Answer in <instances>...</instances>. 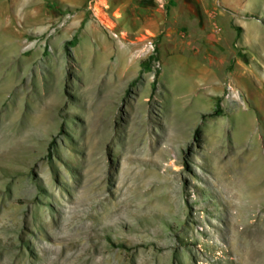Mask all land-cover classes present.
<instances>
[{"label": "rangeland", "instance_id": "374dc122", "mask_svg": "<svg viewBox=\"0 0 264 264\" xmlns=\"http://www.w3.org/2000/svg\"><path fill=\"white\" fill-rule=\"evenodd\" d=\"M146 1L166 13L157 33L127 32L123 0H87L83 21L61 0H0V264H264V0H243L258 45L236 40L209 76L204 52L175 40L176 20L186 37L192 27L184 0ZM221 22L219 36L235 33ZM132 46L122 79L115 53ZM50 188L67 204L42 202ZM93 189L118 212L82 250L85 236L54 219L60 203L99 209L104 198H84ZM42 211L61 235L27 222ZM42 234L62 247L52 262Z\"/></svg>", "mask_w": 264, "mask_h": 264}, {"label": "crops", "instance_id": "0c3cea01", "mask_svg": "<svg viewBox=\"0 0 264 264\" xmlns=\"http://www.w3.org/2000/svg\"><path fill=\"white\" fill-rule=\"evenodd\" d=\"M61 1L70 9L76 10L78 13L76 16L80 21L84 20L85 13L82 11V7L87 0ZM178 6L179 8L187 9V11L190 9L193 12V19L191 21L192 27L188 30L189 35L187 37L183 29L186 21L182 19L181 21L176 20V25L180 24L174 31V33L179 34V36L175 37V40L179 41L180 39L182 43H185V40L188 39V43H194L199 51L204 52L205 58L210 64L209 67L205 68V75L207 76L213 74L212 68L216 69L217 65L225 62L228 57L235 58L236 54L232 45L236 40V46L243 49L249 48L250 45L253 47L258 45L257 36H249L251 30L259 28L258 21H255L253 16L247 14L243 0H184ZM195 7H197V12H194ZM124 8L127 10L126 14L128 16L127 24L125 25L127 32L157 33L165 22L166 13L164 12L161 15L160 9L148 5L146 0H123V2L114 7L115 14L122 17ZM217 19L219 20L217 21ZM221 21L232 25L235 33L231 30L224 38L219 36L221 33L219 22ZM117 22L120 23L119 20ZM195 25H197V29ZM237 28H240L239 33ZM171 33L172 30H168V35H171ZM146 48L142 47L138 51L144 53ZM134 50V46L126 50L119 48L117 53H115L117 56L115 64H117L122 79H132V76H128L130 68L128 64L130 62H132L130 63L131 65L133 64ZM37 55L39 56V54Z\"/></svg>", "mask_w": 264, "mask_h": 264}, {"label": "bare ground", "instance_id": "6f19581e", "mask_svg": "<svg viewBox=\"0 0 264 264\" xmlns=\"http://www.w3.org/2000/svg\"><path fill=\"white\" fill-rule=\"evenodd\" d=\"M257 132V131H255ZM259 132V131H258ZM260 133V132H259ZM243 134V133H242ZM246 142V141H245ZM136 145V144H135ZM249 153L251 154L250 156L252 155H258L259 153V149L257 148H253L250 149ZM261 153V151H260ZM259 153V154H260ZM259 156V155H258ZM263 165V164H262ZM262 168V167H261ZM259 185V184H257ZM258 187V186H257ZM86 195L84 198L86 199H92L93 197H102L104 198V202L102 203V205H100V208H96L97 206V203L94 204V203H90L88 204L83 210H78V209H75V210H72V208L68 207L67 208V202L63 199V194L60 190H58V192L56 191V189L54 188H50L48 190H45V195L43 198H42V202L44 203H48L50 202V200H54V199H61V202L62 203H66V204H62L60 203V205L58 204V208L60 209L58 212L59 214H63V218H53L55 220V223L57 225V223H62V226H63V229L66 230L67 232H71V233H74L75 236H85L83 238V242H82V250H85L86 248V241L87 239H91L92 237L89 236V233L91 231H93V229L95 227H108L109 226V223L108 222H114V217L115 215L117 214V210L115 208V204H113L112 201H110L109 198H107V196L102 193V191L100 189H93V190H89V191H86L85 192ZM15 197H17L19 194L16 192L15 194H13ZM40 195V194H39ZM5 196H8L6 195V191H3V190H0V204L2 203V201L4 202L3 204H6V197ZM79 198V197H78ZM82 198V197H81ZM9 199V198H8ZM20 199V198H19ZM47 199V200H46ZM83 199V198H82ZM77 200V199H76ZM41 203V202H40ZM73 203V202H72ZM100 203V202H99ZM71 206V205H70ZM125 207V206H124ZM122 207V208H124ZM62 208V210H61ZM128 208V207H127ZM66 209V210H65ZM69 209V210H67ZM120 209V208H119ZM126 209V207H125ZM124 209V210H125ZM127 210V209H126ZM125 210V211H126ZM38 215V214H37ZM39 219L35 217V215L32 213L30 215V218L28 219L27 218V222H29L30 224H33V225H37L36 224V220H38V225L41 226L43 228V233L46 232L44 230V228H48L49 230L53 231V234L51 235H54V236H57V234L59 232H54V227L55 225L53 224V220L52 221H48V214L47 212H41L39 213ZM61 216V215H59ZM23 220H26V217L23 219ZM14 222H17V223H20V218L17 219V220H13ZM13 221H10L11 223V226L13 225H16V224H12ZM5 223V226L7 227L9 225V222L7 221V219H0V228L4 225ZM18 226V225H17ZM15 226V228L17 227ZM60 226V225H59ZM61 226V227H62ZM9 227V226H8ZM7 227V228H8ZM60 227V228H61ZM110 227V226H109ZM111 228V227H110ZM2 229V228H1ZM10 230V229H9ZM243 230V229H242ZM3 231V230H2ZM245 232V230H243ZM5 232V231H4ZM6 233V232H5ZM4 233V234H5ZM57 233V234H56ZM39 234V233H38ZM61 235V233H59ZM43 235V234H42ZM3 236V235H2ZM44 236V235H43ZM8 237V236H7ZM91 237V238H89ZM44 238H48L46 236H44ZM48 240H52V239H46L45 241L41 240L40 243H41V251L43 252V254L46 256V260L47 262H52L55 259H57V251L58 249H61L59 247V245H57L56 243H49ZM90 241V240H89ZM88 241V242H89ZM87 242V243H88ZM92 242V241H91ZM14 246V245H13ZM20 246V245H19ZM91 245H89L90 247ZM94 247V246H93ZM39 249V248H38ZM88 249V248H87ZM86 249V250H87ZM64 251V250H63ZM62 251V252H63ZM59 252V251H58ZM76 252V251H75ZM86 252V251H85ZM71 253V252H70ZM66 255V254H64ZM61 256V255H60ZM71 256H76L77 258H79L81 256V254H71L69 255V258L71 259ZM63 257V256H62ZM60 257V258H62ZM66 257V256H65ZM76 257L74 259H76ZM67 259V258H66ZM73 259V258H72ZM73 259V261H74ZM101 259V258H100ZM63 260V259H62ZM65 261V260H64ZM70 261V260H69ZM68 261V262H69ZM89 261V260H88ZM57 262V261H56ZM62 262V261H61ZM67 262V261H66ZM71 262V261H70ZM82 263V262H81ZM66 264V263H64Z\"/></svg>", "mask_w": 264, "mask_h": 264}, {"label": "trees", "instance_id": "16d2710c", "mask_svg": "<svg viewBox=\"0 0 264 264\" xmlns=\"http://www.w3.org/2000/svg\"><path fill=\"white\" fill-rule=\"evenodd\" d=\"M238 32L240 31V28H237ZM77 40V35H75L72 40H69L66 42L65 44V51L66 53L69 55L70 54V46H72L75 41ZM155 59V57L153 55H150L146 60L142 61L141 62V70H140V74L139 76L137 77V79L140 78L141 74L145 71H150V64L151 62ZM156 81L153 82V91H155L156 89ZM221 113V104H220V101L217 102L216 104V107H215V110L209 114L210 117H216V116H219Z\"/></svg>", "mask_w": 264, "mask_h": 264}, {"label": "built area", "instance_id": "2783aa9c", "mask_svg": "<svg viewBox=\"0 0 264 264\" xmlns=\"http://www.w3.org/2000/svg\"><path fill=\"white\" fill-rule=\"evenodd\" d=\"M112 35H113V37H115V38H119V33H116V32H112ZM148 48H150V49H152V50H154V45H153V42L151 41V40H149L148 41V43H147V45H146Z\"/></svg>", "mask_w": 264, "mask_h": 264}]
</instances>
